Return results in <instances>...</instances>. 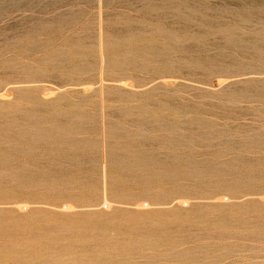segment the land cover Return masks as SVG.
I'll use <instances>...</instances> for the list:
<instances>
[{"label": "rangeland", "instance_id": "obj_1", "mask_svg": "<svg viewBox=\"0 0 264 264\" xmlns=\"http://www.w3.org/2000/svg\"><path fill=\"white\" fill-rule=\"evenodd\" d=\"M0 264H264V0H0Z\"/></svg>", "mask_w": 264, "mask_h": 264}]
</instances>
